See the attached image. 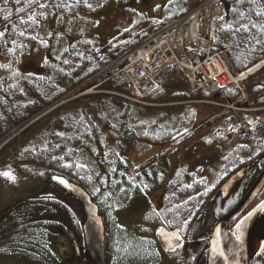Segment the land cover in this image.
<instances>
[{"label": "trees", "instance_id": "obj_1", "mask_svg": "<svg viewBox=\"0 0 264 264\" xmlns=\"http://www.w3.org/2000/svg\"><path fill=\"white\" fill-rule=\"evenodd\" d=\"M204 1L169 0V10L164 11L165 15L160 17H149L148 12L132 9V19L120 26L110 38L103 40L94 26L79 30H73V26L83 20V15L91 14L94 6L102 5L106 0H0V139L9 134L13 126L37 117L38 112L94 77L161 29L167 21L187 14ZM178 3L181 5L178 6ZM224 3L227 15L218 24L215 49L224 52L233 70L239 72L255 63L260 54H264V0H224ZM60 43V50L53 52L52 49ZM34 44L45 50L47 55L38 71H26L21 67V60L28 47ZM121 66L119 64L113 68L119 70ZM112 69L108 70L106 79L98 85V88L107 93L85 94L73 98L49 112L50 116L45 121L40 118L36 120L24 130L30 139L27 143L17 148L18 140L13 139L0 148V158H7L1 165L7 169L15 166L31 167L33 170L43 168L47 172L64 175L87 189L98 203L105 221L106 264H160L181 248L174 253L164 251L156 231H151L149 225L158 224V219L166 217L171 222L172 229L179 228L181 219L177 216L196 207L195 199L202 197L205 201L199 211L214 205L211 197L219 185L213 192L193 195L185 205L176 206L180 194L194 190L205 182L203 178L196 179L195 173L181 171L180 177H184L173 184V172L167 167L166 157L162 155L150 164L151 172L146 176L153 187H164L163 208L174 214L152 209L159 215L144 217L146 220L142 224H136L135 228L122 225L120 216L123 213L140 209L141 205L137 201L140 196L145 197L143 194L148 193V189H145L147 183L143 176L132 177L127 170L124 155L106 150L102 131L89 112L98 116V120L115 137V143L120 149L135 139L157 141L169 137L171 123L166 121L168 119L177 122V127L172 128V136L176 138L182 133L178 141L189 136L193 117L174 112L170 114L164 109L163 118L153 126L145 123L140 118L153 108L143 107L144 105L129 99L130 86L119 75L114 77ZM173 69L178 70L175 67ZM178 72L182 75L180 70ZM211 89L218 92L220 97L223 96L222 99L234 100L240 96L234 87L223 91L211 87L204 92H210L214 96ZM160 91L161 89L149 99L158 102L157 97L161 100V95L156 96ZM262 91L264 82L254 87L253 94ZM259 98L253 104L264 106V94ZM155 110L159 113L155 116H161V110ZM218 120H222L224 128L217 131L218 136L212 132L211 134L218 139V147H223L217 159L225 171L224 180L239 168L250 166L240 186L232 192L236 195L231 198V194L225 202L218 201L217 212H220L218 215L221 217L245 196L259 177L264 168V141L257 140L256 146L258 141L260 146L255 152V148L250 146L255 144L254 140L248 139L250 145L243 143L246 136H251L250 131L241 130L240 122L233 114L226 112ZM163 127L166 128L161 129ZM200 128L201 126L197 129ZM225 128L233 130V133L242 131L238 134L239 142L230 144L224 134ZM174 138L171 137L173 140ZM92 144L95 147L92 148ZM243 154L248 157H243ZM187 176L195 177L194 181L184 183ZM89 184L96 188V193L87 187ZM54 185L55 189L45 188L42 192L15 203L0 219V230L9 226L7 230L16 233L12 235L14 239L8 243V247L0 249V254L21 257L28 262L31 261L28 258H34L38 264H58L59 260L52 252L50 242L55 229L69 237L75 233L85 247L83 206L70 193ZM179 186L182 188L178 190ZM263 196L264 189L260 197ZM32 231L33 235H26V232ZM182 233L186 238L187 234ZM186 258L188 257L182 251L179 254L180 261L176 264L182 261L187 264ZM91 263L95 264L93 261ZM253 264H264V249Z\"/></svg>", "mask_w": 264, "mask_h": 264}, {"label": "rangeland", "instance_id": "obj_2", "mask_svg": "<svg viewBox=\"0 0 264 264\" xmlns=\"http://www.w3.org/2000/svg\"><path fill=\"white\" fill-rule=\"evenodd\" d=\"M168 1L169 0H106L104 4L98 6L96 5L97 7L94 6L91 9V14L83 15V20L79 23H76L73 26V30H79L80 28H90L94 26L95 31L98 32L101 35V39L104 40L110 38L117 32V29L120 26H123L126 21L132 19V9H139L143 10L144 12H148L149 17H160L162 16V14L165 15L164 11L169 10L170 4H168ZM179 5H181V3H178V6ZM134 11L137 10H133V12ZM190 12H188L187 14H189ZM187 14L185 13V15ZM61 47L62 43H60L56 48L52 49V51L58 52ZM46 55L47 52L41 49L40 46L38 47L36 44L28 47V50L24 53L21 60L22 69L33 72L38 71ZM117 65H119L118 59L98 72L94 77L88 79L79 86L70 90L66 95L61 97L59 101L51 104L43 111L38 112L37 117L34 116L20 125L13 126L9 134H6L2 139H0V148L8 141L13 139L18 140L16 145L17 148L27 143L30 139L28 135H25L24 130H26L31 125L32 121H36L37 118L45 121L50 116L48 115V113L52 112V109L55 108L61 101L67 102L73 98H77L85 94L107 93L104 90L98 88L97 85H99V83H101L104 78L106 79L105 74L108 72V70H111ZM168 70H166L161 75L160 82L161 79L163 80L164 76L167 75L166 73L168 72ZM117 71V68L112 69V75L114 77L116 76ZM98 79H100V81H98ZM263 82L264 71L247 81L244 84L243 89L246 90L245 92L247 93L248 98L251 99V101L249 99H244L243 101L247 100V103H249L250 105L252 101L256 102L258 99H260V96L263 97L264 91H262L261 93L253 94L254 87L258 84H262ZM180 87L182 92L179 93L178 90L180 89ZM161 89H163V92L161 93V100L156 97L159 103L149 99V102L152 103L149 105H144L143 107L146 106L147 108L153 109L148 111V114L140 119L145 123L151 124V126H153V124L157 123L159 119L163 118L162 110L164 109H166V111H169L170 114H172L173 112L177 113V115L180 114L183 116L188 114L193 117L189 136H184L182 139H179L177 141L182 133H179L177 137L175 135L176 138H174L172 136V128L177 127L175 126L177 122L175 120L172 121L168 119L166 121H170L171 123V130H169L171 135L169 137L157 141H154L152 139H135L134 142L126 144L122 149H120L115 143V137L106 129L105 125L98 120V116H96L95 113L89 112L92 120L102 131L103 145L105 146L106 150L109 152H117L119 155H124V157L126 158L125 160L127 170L131 173L132 177L138 178L139 176H143L145 183H147L145 189H148V193L143 194L145 195V197L140 196L137 201V204L140 203L141 205L140 209H138L137 211H126V213H123L120 216V222L122 223V225L130 228H135L134 226L136 224H142L144 220H146L144 219V217H147L148 215H159L158 213L153 212L152 209L162 210L164 212L174 214L173 212L168 211L167 208H163L162 195L164 187H153L151 183H148V177L146 176L149 172H151L150 164L153 163L158 157H162V155L166 157L165 161H167V167L173 172V184H175L177 181H181V179L184 177V175L182 178L180 177L181 171H183L184 173L186 171L189 174L195 173L196 179L203 178L202 180H204L205 182L204 184H201L202 186H198L194 190L186 191L183 194H180L177 198L176 206L178 204L185 205L187 202H189L188 200L193 195H198L200 193L203 194L205 191H207L208 193L213 192L212 190L215 187L222 184L225 177V171L219 163L217 156L220 155V151L223 150V147H218V139L214 137L215 135L218 136L219 133L217 131L219 129L224 128V125L221 123L222 120H218L220 115L229 112L230 114H233L235 116L237 121H239L242 126L245 124L246 120L248 122L253 119L254 123H252V126H250L251 130L249 132L251 136H246V138H244L243 140V143H248L250 145L248 139L251 138L252 140H254L255 144L250 146L255 148V152L258 151V148L260 146L259 141L258 145L256 146L257 140L262 139V141H264V108H255L258 111H255L250 115H245L246 113L242 112L243 110L238 108V106L236 105L233 109L225 111L222 104L224 102H228L227 99H222L223 96L220 97L218 95V92H214L212 89L211 93H214V96L219 99L215 100V97L210 95V92L206 93L204 92V90H195L187 83L184 77L180 79L177 77L167 79L166 77L165 82L161 86ZM156 106L166 107L157 108ZM242 106H245V104ZM255 106L256 105H251V107ZM155 109L161 110V116H155V114H159ZM246 116L248 119H246ZM199 126H201V128L197 129ZM164 128L166 127H163L161 129ZM243 129L245 131L248 130L245 126H243ZM211 132L215 135H212ZM236 132L237 133H233V130H229L228 128L224 129V134L227 135L230 144H235V142L237 141L239 142L238 134H240L242 131L239 130ZM171 137L174 138V140L171 139ZM90 146H92L93 148L95 147V144H92ZM243 157H248V155L243 154ZM6 159L7 158L3 157L0 158V173L10 172L11 176L14 177V179H11L4 175H0V219H2L7 211L11 210L15 206V203L32 197L35 194L45 190V188H56L53 181L51 180V177L53 175H57V173L47 172V170L43 168H37L33 170V168L31 167L21 168L19 166H15L12 169H7L6 167L4 168L1 165ZM180 165H182V167ZM187 177L184 178V183L186 181H194L195 177ZM91 179L93 181L92 175ZM87 187H90L91 190L96 193V188H93L92 186H90V184ZM181 188L182 187L179 186L178 190ZM231 194L232 193H230V195ZM230 195L228 196V198L230 197ZM235 195L232 194L231 198ZM195 200L197 202L196 207L188 211L186 210V214L182 213L180 216H177L181 219L179 222L180 224H178L179 228L181 226L183 230L181 228L180 229L185 233L188 232L193 217L197 213H199L198 211L201 209L203 203L205 204V201L202 197ZM182 215L184 216L181 217ZM196 217L197 216H195V218ZM158 220H160V223L149 225V229H151V231H156L157 229L159 230L163 227L168 231H174V229H170L172 225L171 223H168L170 222L168 218L161 217V219ZM7 229H9V226H4V229L0 230V249L3 250L6 246L8 247V243L14 239L12 235L16 234L14 232H10V230ZM196 229L194 230V232L196 231ZM33 232L34 231L26 232V235H33ZM180 239V242H184V234L183 239ZM69 241V236H65L62 232L59 231V229H55L53 234L51 235V249L56 258L59 260L58 264H92L88 252L83 251V255L81 256V258H78L77 255L76 257L74 256L69 246L67 248H64V242L68 244ZM163 247L164 249H166V246L164 244ZM180 253L181 250L179 252H176L175 255L170 256L168 254L169 256H167L166 261L160 264H168L169 260L179 259ZM5 254H0V264H25L24 262H16L18 259L17 256H13L9 259L8 256H4Z\"/></svg>", "mask_w": 264, "mask_h": 264}, {"label": "built area", "instance_id": "obj_3", "mask_svg": "<svg viewBox=\"0 0 264 264\" xmlns=\"http://www.w3.org/2000/svg\"><path fill=\"white\" fill-rule=\"evenodd\" d=\"M225 15L223 0H208L191 14L168 23L128 52L122 59L120 73L131 87L132 99L147 103V98L159 88L158 75L168 65L179 66L196 88L215 84L218 89L232 85L242 89L243 82L264 68V55L240 73L232 70L222 52L213 50L218 22ZM190 44L198 49L197 53H188L187 45ZM236 104L228 103L224 107L233 109Z\"/></svg>", "mask_w": 264, "mask_h": 264}, {"label": "water", "instance_id": "obj_4", "mask_svg": "<svg viewBox=\"0 0 264 264\" xmlns=\"http://www.w3.org/2000/svg\"><path fill=\"white\" fill-rule=\"evenodd\" d=\"M249 166L232 173L218 188L211 201L218 196L226 199L246 176ZM51 180L75 197L83 206L85 221L83 232L88 254L95 264H106V226L99 205L81 185L61 175ZM264 189V168L251 189L239 203L218 221L212 215L209 227L213 226L205 253L206 264H252V236L260 219L264 216V197L256 203ZM213 217V218H212ZM202 232L199 231L197 235Z\"/></svg>", "mask_w": 264, "mask_h": 264}, {"label": "flooded vegetation", "instance_id": "obj_5", "mask_svg": "<svg viewBox=\"0 0 264 264\" xmlns=\"http://www.w3.org/2000/svg\"><path fill=\"white\" fill-rule=\"evenodd\" d=\"M225 201H222V202H225ZM217 203L218 201L216 202V205H213L210 208L206 206L203 210L199 211V213L195 215L197 217L195 218L194 216L191 221L189 230L186 233L187 234L186 238L184 237L185 242L181 247V253L183 251L186 257H188L186 258L187 264H194V263L195 264H206V256L204 253V249L206 247V244L208 243V240L210 238V235L213 229V226L209 227L210 218L212 215L216 218V220H219L222 217L218 215L220 212H217ZM224 215L225 214H223V216ZM195 229L196 231L194 232ZM199 231H201L202 233L200 235H197ZM69 238H70V241L68 245H65L64 243V248H67L69 246L74 256L76 257L77 255L78 258H81V256L83 255V251L85 250L81 238L80 237L78 238L75 235V233H72ZM8 258L10 259L11 256H8ZM28 259L31 261L28 262L26 260H23L20 257L18 263L24 262L25 264H38V261H36L34 258H28ZM178 261L180 260L172 259V260H169L168 264H176ZM185 263L186 262L182 261L179 264H185Z\"/></svg>", "mask_w": 264, "mask_h": 264}, {"label": "bare ground", "instance_id": "obj_6", "mask_svg": "<svg viewBox=\"0 0 264 264\" xmlns=\"http://www.w3.org/2000/svg\"><path fill=\"white\" fill-rule=\"evenodd\" d=\"M163 243H166L169 251H174L180 241V233L162 229L160 232ZM264 247V216L257 223L252 236V257H256ZM174 249V250H173Z\"/></svg>", "mask_w": 264, "mask_h": 264}, {"label": "crops", "instance_id": "obj_7", "mask_svg": "<svg viewBox=\"0 0 264 264\" xmlns=\"http://www.w3.org/2000/svg\"><path fill=\"white\" fill-rule=\"evenodd\" d=\"M167 75H165L164 76V78H163V80L161 79V83L163 84L164 82H165V79H166V77H167V79L168 78H174V77H177V78H182L183 76H181V74L178 72V70H175V69H173V67H171L169 70H168V72L166 73ZM163 92V89H161V91L159 92V93H157L156 94V96H159V95H161L162 96V93ZM178 92L180 93V92H182V90H181V87H180V89L178 90Z\"/></svg>", "mask_w": 264, "mask_h": 264}, {"label": "snow or ice", "instance_id": "obj_8", "mask_svg": "<svg viewBox=\"0 0 264 264\" xmlns=\"http://www.w3.org/2000/svg\"><path fill=\"white\" fill-rule=\"evenodd\" d=\"M0 175H4V176H6V177H9V178H11V179H14V177H12L11 176V173L10 172H3V173H0ZM169 224L171 223V222H168ZM174 250V249H173Z\"/></svg>", "mask_w": 264, "mask_h": 264}]
</instances>
